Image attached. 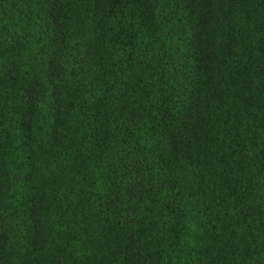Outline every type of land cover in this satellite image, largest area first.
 Here are the masks:
<instances>
[{"label":"trees","instance_id":"obj_1","mask_svg":"<svg viewBox=\"0 0 264 264\" xmlns=\"http://www.w3.org/2000/svg\"><path fill=\"white\" fill-rule=\"evenodd\" d=\"M186 192L185 264H264V0H0V264H174Z\"/></svg>","mask_w":264,"mask_h":264},{"label":"rangeland","instance_id":"obj_2","mask_svg":"<svg viewBox=\"0 0 264 264\" xmlns=\"http://www.w3.org/2000/svg\"><path fill=\"white\" fill-rule=\"evenodd\" d=\"M179 13L177 14L179 21L176 20L174 22V28L173 23L171 22H168L167 25L164 24L163 28L165 27L167 32L163 33V38L168 36L169 39L165 38L163 44L165 47H167L166 45L169 46V54L171 55H169L168 62L171 64V67H173L175 76L174 80L168 84L167 87L170 89L172 97H177L182 94L181 90H179V85H181V87L185 89V91H183L182 100L187 101V98H185L187 96V92H190L192 89V85L189 83V76L191 75V71L189 72V70L192 68V60L189 58L191 53L188 48L189 40H187L190 31L188 26L180 23V15L182 16L181 9H179ZM169 25H172V28L167 30L166 28L169 27ZM11 36L15 37L13 39H18V47L26 48L25 52H23V58L28 63H32V66H34L42 60V57L44 56L41 46L42 43L41 40H38L37 36L33 34V32L24 31L21 32L19 36L17 33H13ZM71 63L74 64L72 59ZM187 195L188 193L186 192L185 197H182L184 209L187 210L186 222L182 227L184 240L181 241L182 246H179L182 247V249L181 252H179L177 247L175 251L171 250L170 254V259L174 264H185L186 261L191 259L192 245H194V240H196L198 232L200 231L197 229L200 228L199 226L202 222L206 223L207 221L206 217L201 214L204 209L201 207V203L204 202L206 207L209 204L208 201L205 203L203 199L199 200L197 194H193L190 199L186 198Z\"/></svg>","mask_w":264,"mask_h":264}]
</instances>
